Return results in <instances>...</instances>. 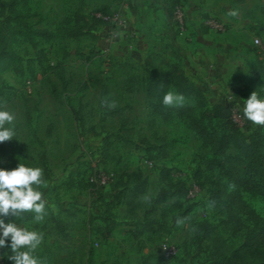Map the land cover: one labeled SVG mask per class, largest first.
<instances>
[{"label": "rangeland", "instance_id": "rangeland-1", "mask_svg": "<svg viewBox=\"0 0 264 264\" xmlns=\"http://www.w3.org/2000/svg\"><path fill=\"white\" fill-rule=\"evenodd\" d=\"M123 2L0 0V132L13 147L7 155L0 153V186H9L0 196V224H6L11 248L22 250L17 263L207 264L216 235L232 247L244 241V231H234L223 207L225 195H217L218 170L205 168L213 149L184 118L163 119L143 92L124 90L126 72L165 68L167 34L141 45L133 3L125 0V26L109 19L90 34L73 35L78 26L87 28L85 22L92 21L96 10L107 6L110 14ZM176 3L185 10V30L176 27L173 10L169 27L184 43L192 42L199 61L212 70L198 78L207 100L234 101L233 116L243 131L263 130L264 0ZM9 5L26 34H18L15 19L6 24ZM208 18L222 22L225 30L208 28ZM28 27L54 35L45 38ZM214 66L226 74L216 84ZM177 102L185 99L172 94L165 104ZM72 107L80 112L79 120ZM228 151L237 150L231 144ZM98 170L112 172L116 179L121 175L132 186L141 180L135 174H141L147 179L145 189L108 207L86 182ZM191 181L199 182L200 191L187 198ZM112 183L103 186L106 196ZM242 198L264 218L263 195L243 190ZM107 215L116 228L102 238L99 229ZM209 228L212 240L204 233ZM164 235L176 246L172 256L160 253ZM29 250L34 254L24 255Z\"/></svg>", "mask_w": 264, "mask_h": 264}, {"label": "trees", "instance_id": "trees-1", "mask_svg": "<svg viewBox=\"0 0 264 264\" xmlns=\"http://www.w3.org/2000/svg\"><path fill=\"white\" fill-rule=\"evenodd\" d=\"M176 2L178 0L169 1V15ZM109 10L110 8L103 6L96 11L106 14ZM8 13L9 16H5L6 24L9 26L10 21L15 19L19 24L16 30L18 34H26V30L24 32V28L20 26L21 20L18 18V14L11 16L14 13L11 5H9ZM79 21V17L75 19V26H78ZM107 23V20L94 14L92 21L85 22L87 28L78 26L76 30H73V35H81L88 33V31L90 34L97 25ZM27 30L33 29L28 27ZM33 31L43 33L45 38L54 35L51 30ZM148 69V74H141L135 69H133L135 72H126L122 80L124 90L143 92L152 105V110L163 119L177 115L184 118L201 141L213 149V155L209 157V162L205 168L218 170L219 176L215 180L217 195L220 193L225 195L223 207L234 225V231H244V241L236 247L228 245L220 235H216L218 242L214 244L212 256L207 264H264V218L256 214L242 198L243 190L254 191L264 196V129L257 127L246 134L239 122L233 117L234 101L209 102L204 89L190 79L177 64L166 61L165 68L162 70L155 65L148 66ZM259 74L260 71L255 70L254 75L258 76ZM231 87L239 89L234 84ZM172 94L183 97L185 102L166 105L165 103ZM112 109L109 110V113H113L115 108ZM71 110L74 118L79 120L81 114L78 109L72 107ZM231 144L235 146L236 152L228 151ZM12 148L10 140L5 138V132H0V153L3 156L7 155ZM135 176L141 180L133 186L127 181V178L124 179L120 175L116 179L114 176L111 186L114 192L111 193L110 198L104 193L103 186H96L88 178L86 182L89 190L95 194L96 200H100V198L107 200L108 207H113L114 202L124 199L127 193L130 197H135L144 191L146 177L141 176V174H135ZM220 178H225L226 182H222ZM228 186L231 188L229 189ZM0 187L1 196L8 187L5 185ZM186 191L187 187L184 192L185 196ZM211 197L213 198V194ZM102 220H104L105 225L99 229L100 236L107 238L110 231L115 227V220L111 215L105 216ZM149 224L144 222L143 226L149 227ZM0 226H2L0 230V260L2 264H14L13 256L8 253V237L6 238L5 235L6 224L2 222ZM207 230L204 232L205 236L212 240L211 228ZM90 250L87 253V262L89 263Z\"/></svg>", "mask_w": 264, "mask_h": 264}, {"label": "crops", "instance_id": "crops-1", "mask_svg": "<svg viewBox=\"0 0 264 264\" xmlns=\"http://www.w3.org/2000/svg\"><path fill=\"white\" fill-rule=\"evenodd\" d=\"M169 1L170 0H131L133 3L132 10H134L135 13L136 22L134 29L135 33L137 34V39L142 45L144 41L146 44L149 43L148 41L154 40L156 36H159V33H166V36H168L169 40H165L163 46L166 50L168 49V52L167 54L165 52L163 54H165L167 61L177 64L186 72L189 78L201 88L198 78L205 79L206 75H209L212 70L207 68V66H204L206 61H199L200 59L196 56L195 46L192 42L184 43V41H182L177 34L171 31L172 28L169 27L170 17L168 13ZM206 71H209L210 73ZM223 76L226 77V74H224V72H220L218 66H214L213 80L216 81L215 84L217 81H220V79L222 81ZM7 187L9 188V186ZM109 189L110 191L107 197L110 198V195L112 192H114V189L112 187ZM115 228L116 227H114L112 230ZM8 253L13 256L14 264H28L27 262L17 263L15 261L16 259L23 256V253L22 250L18 248H11L10 236H8ZM25 253L26 256L34 254V252L31 253L30 250L25 251L24 255Z\"/></svg>", "mask_w": 264, "mask_h": 264}, {"label": "built area", "instance_id": "built-area-1", "mask_svg": "<svg viewBox=\"0 0 264 264\" xmlns=\"http://www.w3.org/2000/svg\"><path fill=\"white\" fill-rule=\"evenodd\" d=\"M128 5L127 2L122 3L121 9L116 12H112L110 14H102L100 12L97 13V15L101 16L105 20L111 19L112 22L119 26H125L127 23L126 17L124 12L122 11L124 7ZM173 15H174V20H175V25L177 28L182 30V32L185 30L186 26V13L185 10L182 6L181 3H176L173 6ZM205 24L208 26V28L218 31V32H223L225 30L224 24L215 18H208L205 20ZM254 42L257 43L258 45L260 43V39L258 37L254 38ZM234 117V116H233ZM114 178V174L112 172L110 173H105L102 170H98L93 172L92 174L88 175V179L93 182L96 186H104L105 184L109 183L112 179ZM200 191V184L197 181H191V183L187 187L186 191V197L187 198H192L196 196ZM2 229V226H0V230ZM160 253L163 255H173L176 253V246L173 243V241L170 239L169 236H164L163 239L160 242L159 245ZM0 264H2V261L0 260Z\"/></svg>", "mask_w": 264, "mask_h": 264}]
</instances>
